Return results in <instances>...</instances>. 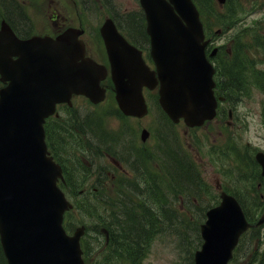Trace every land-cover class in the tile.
Instances as JSON below:
<instances>
[{
  "label": "water",
  "instance_id": "1",
  "mask_svg": "<svg viewBox=\"0 0 264 264\" xmlns=\"http://www.w3.org/2000/svg\"><path fill=\"white\" fill-rule=\"evenodd\" d=\"M141 3L157 71L146 65L141 51L126 42L111 19L102 27L119 105L128 114H145L143 86L154 87L159 77L164 110L175 121L184 117L189 125L199 124L213 115L216 105L214 69L205 56L199 12L192 0ZM78 34L70 28L56 40L35 36L23 41L6 26L0 31L1 79L9 80L0 91V233L10 264H84V227L70 236L62 225L70 204L55 184L60 170L46 155L42 126L56 102H70L73 91L95 101L105 96L99 84L106 68L84 57ZM257 157L264 167L262 154ZM46 163L51 168L44 169ZM248 226L240 203L224 192L201 225L204 242L195 263L228 264Z\"/></svg>",
  "mask_w": 264,
  "mask_h": 264
},
{
  "label": "rangeland",
  "instance_id": "2",
  "mask_svg": "<svg viewBox=\"0 0 264 264\" xmlns=\"http://www.w3.org/2000/svg\"><path fill=\"white\" fill-rule=\"evenodd\" d=\"M26 8L28 14L32 16L34 21V31H45L47 29L53 28L55 29L54 24L51 21V15L53 11H61L62 18L58 20V24L68 25L73 24L74 26H87L90 30L94 29L97 24L100 25L104 21V19L109 16V12L105 9L95 6H90L94 9V11H90L80 0H19ZM117 3V6L121 7L122 10L128 12H138L140 8L139 0H114ZM230 4L237 2V8L240 5L242 6H250V0H229ZM264 0H253L254 3L252 5L259 6L260 9H249L250 11H254L253 13L243 12L235 16L236 19H242V24L236 23L234 26L236 29H239L238 32H241L243 29L246 34L250 31H253V26L257 23L264 24V6L258 5V3L263 2ZM38 5V8L36 7ZM234 10L237 11L236 6H233ZM221 13H228V8L224 6L222 3L219 5ZM216 10V8L214 9ZM218 13V11H217ZM219 14V13H218ZM64 17L67 21H64ZM211 21L213 23L214 29L212 34L216 33L217 28L221 27L219 24L222 23L220 18V22H218V16L211 13L210 15ZM99 25V26H100ZM235 30L225 31L223 28L220 32H217L216 40L213 46H219L224 43L227 45L231 44V35ZM261 37L264 40V29H258L256 32V36ZM247 38V42L249 41V37ZM242 40V39H240ZM239 40V41H240ZM237 43V42H236ZM241 45H243V41H240ZM232 44L234 45V41L232 40ZM235 46V45H234ZM244 46V45H243ZM257 47H253L254 54L259 60L264 59V43L255 45ZM230 47V46H227ZM245 53H248V47L245 48ZM260 67L264 68L262 62H259ZM254 88H251V95L249 97L243 96L242 98H237V108L236 110V120L234 121L232 116L230 119V125H227L225 122L220 123L218 118L213 120L208 127L204 126L201 130L193 133V136L197 135V140L201 143V152H198L199 144L195 142L194 146L190 143L191 138H188L187 127L184 124H176L177 130H175L176 136L182 140L184 147L192 154V156L196 159L199 167L202 170L203 179L211 185L212 191L217 193V184L219 182L224 183L225 175L221 174L219 170V166L214 164L209 157V154L212 153V148L214 144V140L217 139L218 144L221 145H234L238 149L242 150L245 145L250 146V148H254L259 146L264 149V121L262 119V103L264 101V94L262 92L253 91ZM75 106L79 107L82 110H90L95 109V112L98 114L99 118L102 119L105 130L109 132L115 138H109L108 143L112 147H116V149L121 152L124 150L125 154H128V149H135V147L145 149L148 146L156 147L158 143V138L154 133V130L157 131V118H160L159 112L154 109L151 110L150 113L143 118L142 125L151 128L152 132L148 137L146 142H142L141 138V127L138 120L134 118H129L128 121H123L119 119L116 115V112L112 109L116 106L115 98L112 92H110L100 105L94 106L84 97H77L74 100ZM128 127L129 133L131 135H127L125 133L126 128ZM174 130V128H172ZM171 137H173L171 135ZM171 137H168L171 138ZM98 143L102 142V139H97ZM61 145V151L64 154V158L70 162V165L73 167H79L80 171L83 172V167L79 165V160L77 158H81L83 147L86 143L74 142V141H59ZM130 152V150H129ZM94 157L91 159V163H103L104 161H108V158L103 159L99 155L89 154ZM88 155V156H89ZM84 157V156H83ZM231 159V158H230ZM229 160V158H228ZM220 162V158H218ZM78 163V164H77ZM231 167H242L241 163H237L229 160ZM221 165L224 166L223 163L220 162ZM159 185L166 186L164 184V180L167 178L164 174L158 177ZM234 180L236 181V176L233 178H226V180ZM119 185L116 182H110L108 189H104L102 191H98L96 195L94 193H90V202L97 203L100 205V208H103V205L99 202V200H103L109 203L108 208H118L123 202H132L135 204L137 208H140L137 205H140L141 198L137 195H134L132 192L126 189H118ZM160 188V187H159ZM216 189V191L214 190ZM241 191L242 188L240 187ZM164 193V200L167 206H174L181 210H184V197L179 201L178 195L171 193L166 188L157 190V193L162 195ZM70 192V191H69ZM138 195H142L137 192ZM212 192L207 191L204 193L205 197L209 198ZM143 196V195H142ZM152 199V198H151ZM192 200V197H191ZM190 200V201H191ZM194 203L200 205L197 200H194ZM151 204V203H150ZM154 210L158 209L157 205L153 207ZM161 213H164L162 210ZM84 219L88 222L91 219L84 217ZM93 220H97V218H92ZM168 219H164L167 221ZM174 234L170 233L167 229L165 234L157 235L156 239L152 243L149 253L144 261V264H180L182 263L183 256L185 253L178 249L177 244L174 239ZM184 264H188L185 260Z\"/></svg>",
  "mask_w": 264,
  "mask_h": 264
},
{
  "label": "trees",
  "instance_id": "3",
  "mask_svg": "<svg viewBox=\"0 0 264 264\" xmlns=\"http://www.w3.org/2000/svg\"><path fill=\"white\" fill-rule=\"evenodd\" d=\"M110 5H112L113 0H105ZM201 8L206 11L212 12L211 9L217 7L215 0H196ZM209 14V13H208ZM123 19L120 24L122 29L133 38V40L139 45H145L148 43V35L146 34L145 29V20L144 15L137 12H130L126 15H122ZM237 54H239L237 52ZM219 60L220 75L222 78V84L224 87L233 88H242L244 86L243 81L246 79L247 72V63H249V58L243 53L239 54V57L234 61L226 62L225 65ZM251 69V68H249ZM259 78L261 83L264 86V71L261 72ZM86 119H89L88 117ZM91 131L95 130L93 126L90 127ZM90 139H94L96 134L93 132L90 133ZM166 140V138H165ZM162 150L167 157L168 162V187L167 190L174 194H191V193H200V191L205 188V183L202 182L201 176L199 175L197 169L195 168L194 162L188 156V154L182 152L180 148L171 144L165 146ZM156 155V154H155ZM256 163L255 160H251V166ZM256 170L254 169V174L256 175V180H260L261 174L260 169L256 165ZM156 174L153 175V179L150 180L149 187V196H153V204L147 205H137L140 207L137 208L132 202H125L122 205L121 210L117 213L112 214V220L114 223L111 224V243L110 248L111 252L106 257V260H101L100 264H119L120 258H125L129 260L132 264H142L144 256L149 250V245L152 240L163 231L165 226H168L172 233L178 234L180 240L187 244L189 252L192 253V250L195 248L197 243L201 242L198 222H194L188 215H183L180 218H176L180 215L178 213L180 210L174 206H167L163 203L164 191L162 195L157 193V190L163 189L159 185V179H157ZM242 182L239 180V183ZM255 185V184H254ZM160 187V188H159ZM157 205L155 213L153 212V207ZM90 207L95 206L100 209L99 204L90 205ZM164 213H161L160 211ZM183 213L184 210H181ZM70 213V212H69ZM70 218L67 221V226L69 228L74 227V220ZM167 217L168 220L163 222L161 219ZM195 233L196 239L191 240V233ZM194 241H197L194 244ZM86 246V244H85ZM117 260V261H116ZM190 260V257H189ZM233 261H238V253L235 254ZM0 264H7L1 242H0ZM258 264H264V252L263 256Z\"/></svg>",
  "mask_w": 264,
  "mask_h": 264
},
{
  "label": "flooded vegetation",
  "instance_id": "4",
  "mask_svg": "<svg viewBox=\"0 0 264 264\" xmlns=\"http://www.w3.org/2000/svg\"><path fill=\"white\" fill-rule=\"evenodd\" d=\"M72 1V0H69ZM11 11L13 12L14 15H17V11L14 7H11ZM63 16L61 14V11L57 10V11H53L52 15H51V21L55 26V29L51 28L47 29L45 31H34V32H22V33H18L22 38H27L30 37L31 35L37 33V34H50L52 36H56L57 34L61 33L63 30H65L69 24L66 26L58 24V20L61 19ZM64 21H67L66 18L64 17ZM90 35V34H89ZM90 47H92L93 52L91 54L93 55V57H95L96 59H104L105 58V50L102 48L101 46V39L96 35V34H92L89 36L88 42H87V48L89 49ZM90 53V52H89ZM221 110H224V108L222 107Z\"/></svg>",
  "mask_w": 264,
  "mask_h": 264
}]
</instances>
